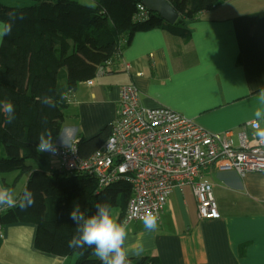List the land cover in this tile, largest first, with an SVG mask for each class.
<instances>
[{"label":"crops","instance_id":"1","mask_svg":"<svg viewBox=\"0 0 264 264\" xmlns=\"http://www.w3.org/2000/svg\"><path fill=\"white\" fill-rule=\"evenodd\" d=\"M144 4L164 21L179 19L166 0ZM187 29L185 35L159 29L136 33L92 85L80 83L71 94L58 142L89 139L112 126L124 86L136 87L143 107L168 108L209 132H228L235 145L240 132L255 140L248 121L257 107L264 108L257 97L264 86V0H225L190 20ZM16 178L17 173L1 175L0 187L13 191ZM203 181L212 184L219 219L198 217L189 186L169 195L155 232H147L142 222L126 223L118 208L111 211L127 225V243L140 240L144 245L140 255L130 253L129 259L264 264V174L240 177L213 166L204 172ZM35 235L36 226L30 223L3 225L0 264H74V256L36 250Z\"/></svg>","mask_w":264,"mask_h":264},{"label":"trees","instance_id":"2","mask_svg":"<svg viewBox=\"0 0 264 264\" xmlns=\"http://www.w3.org/2000/svg\"><path fill=\"white\" fill-rule=\"evenodd\" d=\"M92 1L94 8L73 0H47L23 7L0 4V21H8L10 13L23 16L15 19L11 34L0 42V101L7 99L15 106L12 123H6L7 114L0 106V176L17 173L16 182L27 175L23 190H31L35 201L26 210L6 207L0 224L35 225V249L57 257L74 256V264H101L92 249L68 247L75 232L69 219L74 204L86 215L95 212L98 202H107L110 211L118 208L125 212L130 185L118 181L99 188L92 175L48 170V160L36 149L38 134L48 128L55 142L71 94L80 83L93 80L98 71L111 65L136 33L159 29L185 35L190 20L225 0H166L179 17L174 23L147 9L144 0ZM138 6L144 8V19L138 18ZM44 96L50 97L55 107L41 103ZM110 133L111 126H106L89 139H79L78 155L90 156ZM130 260L131 264H160L157 256Z\"/></svg>","mask_w":264,"mask_h":264},{"label":"built area","instance_id":"3","mask_svg":"<svg viewBox=\"0 0 264 264\" xmlns=\"http://www.w3.org/2000/svg\"><path fill=\"white\" fill-rule=\"evenodd\" d=\"M138 18H145L142 6H138ZM55 143L56 155L41 153L49 162L48 170L92 175L99 188L118 181L130 185L126 223L142 222L140 217L147 211L156 214L159 222L169 195L185 186L193 191L200 219H219L213 187L203 181L204 172L215 166L240 177L264 174V144L240 132L235 145L228 132H209L168 108L143 107L134 86L120 89L111 133L97 151L82 158L75 138L67 143L56 139ZM5 209L0 206V217Z\"/></svg>","mask_w":264,"mask_h":264},{"label":"clouds","instance_id":"4","mask_svg":"<svg viewBox=\"0 0 264 264\" xmlns=\"http://www.w3.org/2000/svg\"><path fill=\"white\" fill-rule=\"evenodd\" d=\"M15 19H23V16L17 17L15 13H10L8 21H0V42H2L3 37L11 34ZM257 97L261 105H264V86L259 87ZM41 103L55 107L48 96L42 97ZM0 106H2L3 112L7 114L6 123H12L15 120V106L7 99L0 101ZM253 117L248 121V124L253 129L256 142L264 144V108L257 107L253 112ZM44 122L46 123V120ZM36 149L40 153L57 154V145L50 129L44 128L38 134ZM34 202V194L27 188L17 199L11 189L0 187V206L9 209L19 207L21 210H26ZM94 207L95 212L86 215L78 203L74 204L69 213V219L75 224V232L68 240V247L75 250H82L85 247L92 249V254L99 259L101 264H131L130 253L140 255L144 250L143 243L140 240L132 244L127 243V225L113 218L110 211L111 206L107 202H98ZM140 219L147 232L156 231L158 227L156 214L147 211Z\"/></svg>","mask_w":264,"mask_h":264},{"label":"rangeland","instance_id":"5","mask_svg":"<svg viewBox=\"0 0 264 264\" xmlns=\"http://www.w3.org/2000/svg\"><path fill=\"white\" fill-rule=\"evenodd\" d=\"M41 1H47V0H0V4H3L5 6H10V7H23V6H31V5L37 4ZM50 1H54V0H50ZM73 1H76L80 4L86 5L88 7H92V8L95 7V2L92 0H73ZM28 164H32V162H28ZM14 175H16V174H14ZM26 181H27V175L21 176L16 181V183L14 185V190H13V194L15 197H17L19 195V193L23 190V187L26 184Z\"/></svg>","mask_w":264,"mask_h":264}]
</instances>
